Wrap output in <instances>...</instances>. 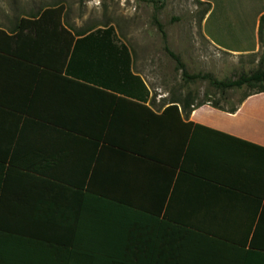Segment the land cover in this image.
<instances>
[{
	"label": "crops",
	"instance_id": "1",
	"mask_svg": "<svg viewBox=\"0 0 264 264\" xmlns=\"http://www.w3.org/2000/svg\"><path fill=\"white\" fill-rule=\"evenodd\" d=\"M36 21L0 40V232L70 264H264V92L166 109L115 28Z\"/></svg>",
	"mask_w": 264,
	"mask_h": 264
},
{
	"label": "rangeland",
	"instance_id": "2",
	"mask_svg": "<svg viewBox=\"0 0 264 264\" xmlns=\"http://www.w3.org/2000/svg\"><path fill=\"white\" fill-rule=\"evenodd\" d=\"M56 3L65 8L66 18L78 19L82 26L112 25L132 49L136 69L146 77L152 91L166 94L162 103L191 92L195 103L218 100L222 107H230L246 90L242 87L223 95L206 81L186 83L175 62L163 50L161 33L152 21L155 6H160L156 16L166 34L167 46L179 55L189 73H210L216 79L236 78L240 73L255 70L257 61L264 56V24L259 38V20L217 19L215 16L223 15V11L216 10V4L205 21L212 6L208 0H0V28L10 32L21 17ZM208 6L209 10L202 15ZM236 6L230 13L224 11L226 17L241 14L253 17L258 3L247 0ZM206 34L220 39L227 47H253L257 43L259 50L234 54L219 48Z\"/></svg>",
	"mask_w": 264,
	"mask_h": 264
},
{
	"label": "trees",
	"instance_id": "3",
	"mask_svg": "<svg viewBox=\"0 0 264 264\" xmlns=\"http://www.w3.org/2000/svg\"><path fill=\"white\" fill-rule=\"evenodd\" d=\"M61 4H54L48 7H44L41 10L36 11L27 18L21 17L17 24L11 29L10 32H6L4 29L0 28V40L2 44L8 45L9 40L15 38L21 34L26 28L27 23H35L36 20H41L42 16L47 13H58L60 14L63 10ZM160 6L154 7V13L152 15V21L158 31L161 33L163 40V50L164 52L175 62L176 69L180 71V75L186 83H196L206 81L210 86L214 87L221 94L225 95L227 91L233 89L245 88V92L241 97L233 103L230 107H222L219 101L210 102V100H200L195 103V99L191 92H187L179 97H171L164 104H169L166 109L178 110V105H180L182 111L187 115L190 111L203 104H209L215 108L226 109L229 112H234L236 105L240 104L249 94L264 92V56H261L257 61L258 67L249 73H240L236 78L227 79H216L210 73H189L184 62L180 59L179 55L173 52L166 43V34L163 30L161 22L158 20L156 13ZM209 10V6L203 9L202 15L206 14ZM264 24V14L260 16L259 19V29L258 35L260 38V30ZM107 29H113L114 27L110 24L102 25ZM11 33V34H10ZM191 124V123H189ZM27 240L24 237H15L10 234H3L0 232V264H70V262H57L55 259H49V253L47 249L51 252L47 246H43L39 243H26ZM87 247V246H86ZM85 248V247H81ZM87 249H89L87 247ZM90 250V249H89ZM80 256V264H88L89 260L88 253H78Z\"/></svg>",
	"mask_w": 264,
	"mask_h": 264
}]
</instances>
